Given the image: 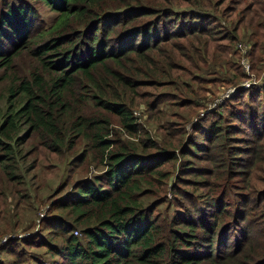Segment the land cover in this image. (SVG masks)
<instances>
[{"label": "trees", "instance_id": "trees-1", "mask_svg": "<svg viewBox=\"0 0 264 264\" xmlns=\"http://www.w3.org/2000/svg\"><path fill=\"white\" fill-rule=\"evenodd\" d=\"M35 1L56 14L47 30L35 31L28 7L0 3V44L8 38L19 43L9 54L0 49V68L10 66L23 44H35L31 55L38 66L8 89V99L17 94L21 103H8L0 120V169L15 179L12 163L27 141L47 156L75 153L81 144L71 160L75 168L87 165V158L103 168L101 176L77 180L70 195L51 204L61 247L49 252L65 264H264V251L255 252L264 243V212L257 215L264 196L248 189L250 173L240 167L244 163L248 170L249 162L251 170L261 160L258 142L231 136L233 127L221 122L226 116L208 113L214 118L207 128L210 144L197 147L205 153L200 159L219 163L220 172L209 174L191 167L198 151L189 141L180 147L145 135L132 143L110 127L114 118L136 138L142 129L132 119L131 101L139 98L152 114L165 97L141 90L169 88L180 59L203 66L213 60L215 50L206 39L213 38L214 18L221 17L225 0ZM255 2L252 16L264 20V0ZM177 25H185L182 32ZM234 34L232 28L224 36L231 41ZM176 40L188 42V51ZM187 187L205 190L192 206ZM149 189L156 200L145 198ZM248 193L250 207H240ZM64 221L80 228L78 238ZM228 240L232 247L222 250Z\"/></svg>", "mask_w": 264, "mask_h": 264}, {"label": "rangeland", "instance_id": "rangeland-1", "mask_svg": "<svg viewBox=\"0 0 264 264\" xmlns=\"http://www.w3.org/2000/svg\"><path fill=\"white\" fill-rule=\"evenodd\" d=\"M1 2H7L14 7L19 2L23 7H28L32 11L29 18L36 27L35 31L47 30L56 17L47 6L35 0H0ZM254 3L255 0H225L219 6L222 18H214L216 23L213 38L211 41L206 39L210 42L209 46L215 50L214 58L204 66L180 59V68L177 69L176 76L171 77L168 82L170 84H167L170 86L173 84L177 91L170 86L158 90H141L149 91L152 96L165 94V97L158 100L161 102L155 112L149 114L147 107L143 106L139 98L131 101L132 119L142 129L136 138H129L119 128L114 118H111L113 122L110 127L115 133L121 134L122 140L132 143H136L145 135L159 144L164 141L173 145L178 143L180 147L189 141L198 151L197 158L190 159L191 167L206 168L210 174L220 172L219 163L215 160L200 159L205 153L200 151L197 144L207 149L210 144L207 140L209 136L207 128L213 123L214 118L205 116L208 113L222 112L226 116L221 120L222 125L233 127L234 133L230 134L231 136L249 140V144L258 142L260 147H263L259 152L261 160L251 170L249 162L248 170L244 163L240 167L245 174L250 173L248 189L258 191L257 196H264V20L253 18L252 11L256 9L253 7ZM262 10L264 11V7ZM250 20L255 21L247 24ZM186 21L185 23L189 25L190 20ZM185 25H177L178 31L182 32ZM232 28H235V38L230 41L224 35ZM13 42L10 38L3 40L0 49L11 53L14 50L12 46L16 44ZM175 43L188 51L186 48L188 42L176 40ZM191 43L198 45L194 41ZM34 45L24 47L23 44L21 49L10 57V66L6 69L0 68V120L7 110L8 103L14 105L15 102L16 108L21 103V98L17 97V94L15 99L11 101L8 99L9 87L19 84L38 67H35L31 55ZM175 49L180 50L177 47ZM247 90L249 91L243 92ZM237 111L248 115L242 118ZM231 114L233 118L227 121ZM253 132L258 134L253 136ZM255 137L256 141L253 140ZM181 141L182 143H179ZM17 149L20 156L12 163L15 179L9 180L0 169V264H65L57 254L49 252L51 247L57 250L61 247L57 236L59 228L56 222L52 221L54 218H50L49 208L56 200L70 195L77 180L89 181L101 176L103 168L90 162L88 158L85 161L87 165L75 168L71 160L75 154L80 153L81 144H76L75 153L57 156L43 154L32 141L25 142ZM249 159V156H245L242 161ZM209 174L203 179H208ZM169 187L170 181L165 188L167 199L171 198L167 193ZM151 189L157 190V185L152 183ZM151 189L148 190L151 196L148 193L145 198L156 200ZM184 191L187 198L191 199V206L194 197L205 193V190L193 192L188 187ZM248 199L247 203L239 206L250 207L252 196L249 193ZM169 208L171 211L172 205L167 211ZM262 212L264 200L257 215ZM169 214L172 215V212ZM64 223L72 227L73 235L76 233L77 238L80 236V228L66 221ZM41 240L48 242V245L42 247ZM231 247L232 241L228 240L221 249L228 250ZM258 251H264V243L255 250Z\"/></svg>", "mask_w": 264, "mask_h": 264}]
</instances>
